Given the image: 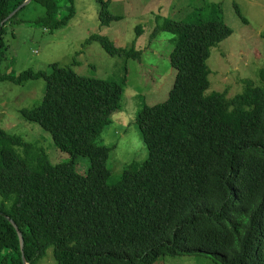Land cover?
<instances>
[{"label": "trees", "instance_id": "trees-1", "mask_svg": "<svg viewBox=\"0 0 264 264\" xmlns=\"http://www.w3.org/2000/svg\"><path fill=\"white\" fill-rule=\"evenodd\" d=\"M35 1L46 11L33 22L50 31L75 16L72 7L60 17L61 0L30 3ZM25 2L0 0V28ZM97 3L101 27L122 19L111 13L110 0ZM26 7L0 33V81L46 82L41 104L21 114L71 158L52 163L44 147L0 128V264H24L10 219L23 232L30 264L50 247L56 264H153L165 253L264 264V86L246 80L243 92L232 98L205 94L211 48L233 34L222 6L213 7L209 21L157 24L153 36L159 31L175 36L174 84L165 101L137 113L148 156L140 165L129 164L115 183L107 165L111 147L97 139L120 109L126 79L87 78L57 62L48 71L4 73V35L10 25L28 23L20 18ZM235 12L247 23L237 5ZM94 40L110 55L142 57L135 46H116L106 36L93 35ZM260 77L264 82V69ZM81 156L91 158L87 174L77 170Z\"/></svg>", "mask_w": 264, "mask_h": 264}, {"label": "rangeland", "instance_id": "rangeland-1", "mask_svg": "<svg viewBox=\"0 0 264 264\" xmlns=\"http://www.w3.org/2000/svg\"><path fill=\"white\" fill-rule=\"evenodd\" d=\"M110 11L122 19L101 27L97 0H61L60 17L75 7V16L60 29L50 31L33 21L45 15L41 2H32L20 18L28 23L9 26L4 35L7 59L4 73L19 76L26 69H46L50 64L70 66L80 76L121 82L126 79L120 109L112 114L111 123L103 130L97 143L111 147L107 165L111 183L117 182L124 169L148 156L142 139L137 113L145 106L165 101L173 87L176 69L170 62L175 36L166 31L153 32L157 24L167 20L209 21L214 18L213 7L221 5L233 34L211 48L207 60L212 92L226 93L227 98L241 94L246 80L264 86L260 72L264 69V0H110ZM237 5L247 20L243 23L235 12ZM142 28L141 33L138 27ZM93 35L106 36L116 46L142 50L140 60L124 55H110ZM46 82L29 81L25 85L0 81V128L20 135L47 150L52 163L68 162L70 154L61 151L51 135L21 114L23 109L39 106L44 98ZM91 158L81 156L77 170L87 174ZM0 194V203L2 202ZM37 264H56L53 247ZM153 264H223L204 255L160 254Z\"/></svg>", "mask_w": 264, "mask_h": 264}, {"label": "water", "instance_id": "water-1", "mask_svg": "<svg viewBox=\"0 0 264 264\" xmlns=\"http://www.w3.org/2000/svg\"><path fill=\"white\" fill-rule=\"evenodd\" d=\"M32 0H26V2L20 6L6 21H4L2 23V26L0 28V33L2 32V29L4 27V25L12 18H14L24 7H26V5H28ZM10 219V218H9ZM11 222L15 225L18 233H19V236H20V239H21V245H22V251H23V259H24V264H30L26 261L25 259V255H24V242H25V238H24V235H23V232L22 230L20 229V227L18 226V224L13 220V219H10Z\"/></svg>", "mask_w": 264, "mask_h": 264}]
</instances>
